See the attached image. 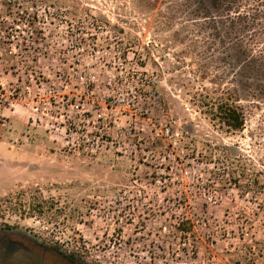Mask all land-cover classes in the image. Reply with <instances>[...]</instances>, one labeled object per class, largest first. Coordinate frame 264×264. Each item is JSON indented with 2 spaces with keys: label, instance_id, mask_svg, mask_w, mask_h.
<instances>
[{
  "label": "rangeland",
  "instance_id": "374dc122",
  "mask_svg": "<svg viewBox=\"0 0 264 264\" xmlns=\"http://www.w3.org/2000/svg\"><path fill=\"white\" fill-rule=\"evenodd\" d=\"M207 31L173 0H0V264H264V102Z\"/></svg>",
  "mask_w": 264,
  "mask_h": 264
},
{
  "label": "trees",
  "instance_id": "16d2710c",
  "mask_svg": "<svg viewBox=\"0 0 264 264\" xmlns=\"http://www.w3.org/2000/svg\"><path fill=\"white\" fill-rule=\"evenodd\" d=\"M43 1L51 5L68 3V0ZM173 3L187 12L193 25L201 24L202 29L209 30L207 37L219 41L222 53L229 56L232 50L237 64V101L247 95L252 101L264 102V0H173ZM224 106L219 118L229 128L241 130L246 121L244 108L230 103ZM69 256L76 258L74 253Z\"/></svg>",
  "mask_w": 264,
  "mask_h": 264
},
{
  "label": "flooded vegetation",
  "instance_id": "af4514ba",
  "mask_svg": "<svg viewBox=\"0 0 264 264\" xmlns=\"http://www.w3.org/2000/svg\"><path fill=\"white\" fill-rule=\"evenodd\" d=\"M2 227H5V228H7V229L10 228V227H7V226H2ZM13 247H14V246H13ZM70 258H71V257H70ZM73 259H74V258H73Z\"/></svg>",
  "mask_w": 264,
  "mask_h": 264
},
{
  "label": "built area",
  "instance_id": "2783aa9c",
  "mask_svg": "<svg viewBox=\"0 0 264 264\" xmlns=\"http://www.w3.org/2000/svg\"><path fill=\"white\" fill-rule=\"evenodd\" d=\"M170 129H167V133L169 134Z\"/></svg>",
  "mask_w": 264,
  "mask_h": 264
}]
</instances>
